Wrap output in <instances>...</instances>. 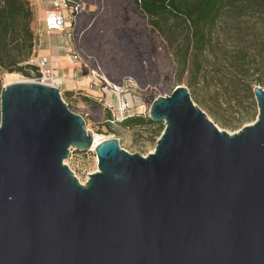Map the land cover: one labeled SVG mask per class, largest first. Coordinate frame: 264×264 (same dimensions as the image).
<instances>
[{
  "label": "water",
  "instance_id": "1",
  "mask_svg": "<svg viewBox=\"0 0 264 264\" xmlns=\"http://www.w3.org/2000/svg\"><path fill=\"white\" fill-rule=\"evenodd\" d=\"M258 117L221 130L186 86L159 97L155 152L95 153L85 185L65 165L94 137L58 88L22 82L0 96V264H264V89Z\"/></svg>",
  "mask_w": 264,
  "mask_h": 264
},
{
  "label": "rangeland",
  "instance_id": "2",
  "mask_svg": "<svg viewBox=\"0 0 264 264\" xmlns=\"http://www.w3.org/2000/svg\"><path fill=\"white\" fill-rule=\"evenodd\" d=\"M32 3L36 16L32 26L37 29L39 16L34 0ZM83 9L87 15L77 33L71 27L72 38L68 47L81 53L91 69L100 70L101 82L92 77L82 64L74 62L72 55L68 54L65 72L69 75L72 73L71 79L83 84L81 88L71 92L70 96L60 86L62 98L69 104L72 112L84 118L87 131L99 142L116 138L123 150L132 155L147 157L155 152L161 137L153 136L156 127L147 125L125 128L121 123L127 117L148 118L153 98L173 94L178 83L173 73L172 58L163 41L151 30L147 18L137 9L134 0H94L93 3L83 5ZM57 40L56 37L52 38V41L58 42ZM37 79L34 74L26 79L19 74H8L0 68L3 87L24 81L37 82ZM181 86L186 85L182 83ZM203 88L197 97L191 96V99L213 122L215 121L198 101L207 103L233 127L228 130L219 127L221 130L235 134L256 121L257 117L246 116L247 110L254 106V112L258 116L255 97L248 100L241 94L242 107L234 105V108L224 112L227 105L223 93L208 88V85ZM109 113L112 114L113 122L109 121ZM65 165L83 185L90 175L98 172L95 150L82 152L72 149Z\"/></svg>",
  "mask_w": 264,
  "mask_h": 264
},
{
  "label": "trees",
  "instance_id": "3",
  "mask_svg": "<svg viewBox=\"0 0 264 264\" xmlns=\"http://www.w3.org/2000/svg\"><path fill=\"white\" fill-rule=\"evenodd\" d=\"M69 2L74 7L72 27L77 33L87 15L83 5L94 0ZM134 2L171 56L176 83L178 86L185 83L191 96L197 97L204 85H208L223 93L227 105L224 112H227L234 105L242 107L241 94L253 100L254 88L264 89V0ZM35 18L32 0H0V68L8 74H19L26 79L33 74L40 76L39 67L29 64L37 56L39 45L32 26ZM2 88L0 82V92ZM198 102L218 127L233 128L207 103ZM254 109L255 106L247 110L248 118L258 117ZM110 113L109 121L113 122ZM147 125L156 127L154 137H160L165 130L162 123H154L150 117H127L121 123L125 128Z\"/></svg>",
  "mask_w": 264,
  "mask_h": 264
},
{
  "label": "built area",
  "instance_id": "4",
  "mask_svg": "<svg viewBox=\"0 0 264 264\" xmlns=\"http://www.w3.org/2000/svg\"><path fill=\"white\" fill-rule=\"evenodd\" d=\"M47 4L51 7L50 11H48L46 19L44 21L39 22V25L36 29V37L38 38V44L40 39H42L46 34L54 32L61 33L63 36L66 37V41L69 42L72 38L71 27L73 22L74 7L71 6L69 0H47ZM69 52L72 55L74 62L82 64L83 67L89 71L92 77L96 78L97 81L101 82V75L99 73V69H91V67L84 61L81 53L74 50L71 46L69 47ZM29 64H36L40 69V76L38 77L37 82L35 83L59 89V79L56 76L55 72L49 68L47 59H39L37 57H34L30 59Z\"/></svg>",
  "mask_w": 264,
  "mask_h": 264
},
{
  "label": "crops",
  "instance_id": "5",
  "mask_svg": "<svg viewBox=\"0 0 264 264\" xmlns=\"http://www.w3.org/2000/svg\"><path fill=\"white\" fill-rule=\"evenodd\" d=\"M37 13L39 16V22L44 21L47 17L50 6L47 4V0H34ZM57 38L58 42L52 41V38ZM69 47L68 42L61 33L54 32L46 34L39 41L37 48V58L47 59L48 66L52 69L58 77V87H64L67 93L74 92L77 88H81L82 82H76L71 79V74L65 72L67 61L69 60Z\"/></svg>",
  "mask_w": 264,
  "mask_h": 264
},
{
  "label": "bare ground",
  "instance_id": "6",
  "mask_svg": "<svg viewBox=\"0 0 264 264\" xmlns=\"http://www.w3.org/2000/svg\"><path fill=\"white\" fill-rule=\"evenodd\" d=\"M24 82H29V81H24ZM12 84V83H11ZM101 142H99L97 139L94 138V146H93V150H95V148L100 144Z\"/></svg>",
  "mask_w": 264,
  "mask_h": 264
}]
</instances>
